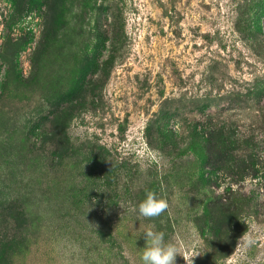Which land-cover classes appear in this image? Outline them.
<instances>
[{"label": "rangeland", "instance_id": "1", "mask_svg": "<svg viewBox=\"0 0 264 264\" xmlns=\"http://www.w3.org/2000/svg\"><path fill=\"white\" fill-rule=\"evenodd\" d=\"M151 224L264 264V0H0V264H142Z\"/></svg>", "mask_w": 264, "mask_h": 264}, {"label": "clouds", "instance_id": "2", "mask_svg": "<svg viewBox=\"0 0 264 264\" xmlns=\"http://www.w3.org/2000/svg\"><path fill=\"white\" fill-rule=\"evenodd\" d=\"M169 208V202L164 196L158 195L155 191H148L146 198L138 206L131 205L130 210H138L139 215L147 219H155L163 215ZM146 245L142 252V264H175L176 257L181 256L180 249L171 240H165V232L155 230V224H151L143 232ZM247 244H252L250 235L243 237ZM198 255V254H197ZM196 255V256H197ZM186 264H192V258L183 257Z\"/></svg>", "mask_w": 264, "mask_h": 264}]
</instances>
